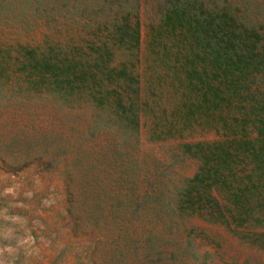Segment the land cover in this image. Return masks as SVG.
<instances>
[{
    "label": "rangeland",
    "instance_id": "374dc122",
    "mask_svg": "<svg viewBox=\"0 0 264 264\" xmlns=\"http://www.w3.org/2000/svg\"><path fill=\"white\" fill-rule=\"evenodd\" d=\"M149 1L140 0L138 49L114 52L148 102L136 138L89 99L30 84L10 65L19 44L70 48L91 38L82 22L103 20L107 2L0 0V264H264V221L207 220L205 200L177 206L199 165L180 143L221 135L200 123L184 137L164 130L181 119V94L153 58ZM248 1L262 16L264 0Z\"/></svg>",
    "mask_w": 264,
    "mask_h": 264
},
{
    "label": "trees",
    "instance_id": "16d2710c",
    "mask_svg": "<svg viewBox=\"0 0 264 264\" xmlns=\"http://www.w3.org/2000/svg\"><path fill=\"white\" fill-rule=\"evenodd\" d=\"M99 1L107 2L98 6L103 20L82 22L91 38L70 48L19 44L20 55L10 65L30 84L38 81L64 97L89 99L117 128L138 138L148 102L137 74L124 60L117 61L114 52L138 49L141 3ZM149 2L157 16L150 23L153 58L172 74L181 94V119L170 120L164 130L184 137V129L200 123L221 135L180 143L199 165L178 187L177 206L182 211L205 200L209 211L198 212L207 220L263 222L264 13L253 15L248 0ZM104 31L105 37L97 36ZM2 64L0 74L6 71ZM177 256L172 250L176 263Z\"/></svg>",
    "mask_w": 264,
    "mask_h": 264
}]
</instances>
